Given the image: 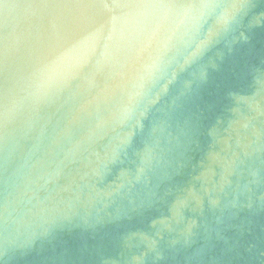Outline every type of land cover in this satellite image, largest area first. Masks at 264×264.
<instances>
[{
  "label": "clouds",
  "instance_id": "obj_1",
  "mask_svg": "<svg viewBox=\"0 0 264 264\" xmlns=\"http://www.w3.org/2000/svg\"><path fill=\"white\" fill-rule=\"evenodd\" d=\"M0 264H264V0H0Z\"/></svg>",
  "mask_w": 264,
  "mask_h": 264
}]
</instances>
